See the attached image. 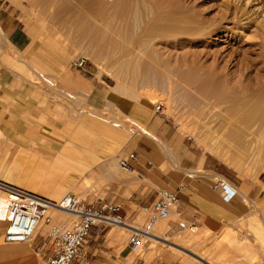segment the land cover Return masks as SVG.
I'll return each instance as SVG.
<instances>
[{"label": "crops", "instance_id": "1", "mask_svg": "<svg viewBox=\"0 0 264 264\" xmlns=\"http://www.w3.org/2000/svg\"><path fill=\"white\" fill-rule=\"evenodd\" d=\"M28 31L30 34L22 26L16 9L0 0V133L4 137L0 146V181L57 200L62 193L71 192V188L76 187L82 193L93 178L97 185L100 182V187L98 197L89 203L95 207L106 202L120 205L119 214L125 220L134 208L147 207L156 192L166 186L172 188L179 199L178 219L212 229L218 228L224 218L238 216L244 211L243 201L256 200L260 196L258 183L237 182L232 187L242 199L237 196L228 202L223 201L221 191L213 187L207 174L214 172V180L219 175L224 177L214 171V160L186 144L184 137H179L175 131L171 132V125L156 115L148 104L138 105L119 97L101 76L86 75L63 64H58L52 74L43 73L35 66L32 57L34 41L31 35H40L34 26ZM11 52L17 54L13 57ZM5 57L22 70V76L27 69L23 62L27 61V66L35 73L54 82L52 87L44 81H39L46 87L44 89L23 83L6 69ZM47 89L54 95L68 98V104L69 94L84 98L81 101L76 98L74 108L87 105L97 112L109 103L115 104L124 116L142 124L146 133L128 130L130 135L124 137L125 132L104 126L101 121H106L101 120L100 115L96 116L100 121L89 114L80 119L71 115L68 121H62L59 108L44 92ZM115 89L125 93L128 88L116 83ZM76 123L79 134L88 128L93 139L79 138L77 144L68 138L59 142L56 133L62 130L69 134ZM102 137L108 147L102 145ZM6 150L14 157L4 162L1 155ZM132 151L138 158L131 163V177L120 179V173L114 174L113 164ZM201 170L205 174H199ZM93 189L96 191L97 188L93 186ZM115 226L118 229L110 227L103 233L91 228L88 250L92 264H110L113 258L118 263L127 264V259L116 252L115 246L123 238L122 232L130 230ZM5 227L6 221L0 220V264H36V255L40 256L36 249L40 244L7 243L3 240Z\"/></svg>", "mask_w": 264, "mask_h": 264}, {"label": "rangeland", "instance_id": "2", "mask_svg": "<svg viewBox=\"0 0 264 264\" xmlns=\"http://www.w3.org/2000/svg\"><path fill=\"white\" fill-rule=\"evenodd\" d=\"M4 1L6 4H9L16 9V14L20 18L22 26L28 33V30L31 26L37 28L38 34L40 36L38 37L37 35H31L34 41L32 57L36 63L35 66L38 67L43 73L52 74L57 70L58 64H63L65 67L70 66L73 68V66H71V61L75 57H83L85 48L75 43H69L63 34L62 24H55L51 21L49 16V10L51 7H47L49 6L48 0ZM153 1L175 5L178 6V9L180 8L174 17L177 18L178 22L182 25V28L180 31H178L179 34L177 32L176 34L171 35L170 38L176 41L177 45L175 44L174 46H171V48L168 46V48L171 50V54L174 56L172 58H179V60L182 61L184 60L183 57L185 58L186 56L187 59H185L189 60V62H191L190 60L192 58V60L198 61L200 64H202V70L204 71L206 69L205 71H207L208 74H212L215 80L223 86H221V91L225 90L223 92L226 94L235 93L241 96L242 94L247 95V93L249 94L251 92H258L261 94V96H264V39L256 35L253 36L254 34H251L253 33L251 29L244 31L241 34L238 33L234 27V19L231 18L232 14L227 12L229 10H226L231 4L229 1ZM254 2H258L260 8L264 9V0H255ZM225 12L228 14L226 15ZM39 19H41V22ZM42 20H46V23L43 24ZM190 26H196V31L193 35H190L186 32V29L188 27L190 28ZM211 27H213L212 30ZM205 30L208 32L206 33ZM59 32L62 33L60 34ZM197 32L198 34H196ZM200 33L204 34L199 35ZM197 35L198 37H196ZM51 44L55 48H53ZM158 46L161 47L163 44L160 43ZM16 54L17 53L11 52L13 57ZM175 54L178 57H176ZM179 55L183 57H179ZM96 58H99L98 61H100V63L102 60L103 63V65L101 64V74H98L100 67H97L96 63L87 59L84 70H79L84 72L86 75H95L97 77L101 76L102 79L111 87L112 91L116 92L119 97L127 99L130 102L132 101L138 105L148 104L151 110H155V104L159 102L161 106L160 109L155 112V114L161 118H164L167 123L171 125V132L175 131L179 137H184L186 144H191L194 146V148L206 153L208 157L212 158L216 167L214 171L223 174V178L229 182L231 186L233 183L237 184V182H256L260 185L261 192L260 196L256 200L251 198L248 200L245 199L246 201H243L245 207L244 211L239 213L238 216H229L224 218L222 224L216 229L203 227V224L200 223H195L193 225L196 227L195 231H191L188 229L189 227L185 229H179L176 222L184 220L178 219L177 215L172 212L167 220H158L152 232L161 236L162 238L165 237L167 241H163V243L160 244L143 237L144 247L137 251H131L127 242L130 231H123V238L118 240V243L115 246L116 252L123 254L125 259H127V264H208L209 261L215 262V264H264L263 138L261 136L253 135L251 138L252 143L250 145H246L244 143L243 137L240 139H232L235 150L233 152L237 156L240 166L226 163V161L222 160L226 157V155H228L224 153L226 147L224 148L223 146L221 147L222 149L220 148V146H222L221 144L225 145L224 141H221L223 139L220 137L216 140V135L211 134V129L216 127L220 123V119L224 117L223 111H221V109L223 110V105H213V100L206 99V96L202 93H199L194 85L188 86V84L177 80L176 76H173L169 80H166V82L163 81L162 83H157L155 80L147 78H143L144 80L139 78L136 81H133L128 75V77H121L116 74V67L114 68V66H116L115 57L98 56ZM23 63L27 67V61ZM5 67L8 71H11L14 76L19 77L23 83L30 84L40 89L46 88L41 82H39L42 81L38 77L39 74L35 73L32 69H29L30 67H27L28 72L26 73V78L22 76V70H18L10 63V59H8V57H5ZM19 73L21 75H19ZM118 82L123 85L124 88H128L125 89V93L115 89V85ZM148 90L153 94H148ZM44 92L48 94V97H50L59 108V119L62 121H68V118L72 117L71 115L76 116L78 119H80L83 115L86 116L87 114L94 116L97 119L96 116L100 115L108 118L109 120L111 119L115 122L121 123V127L113 128L110 123L101 121V123L107 128H112L117 130V132H125L124 137L130 135V132L134 133L136 130L135 127L132 126L131 122L127 121V118L130 117L124 116L115 104L109 103L102 111L95 112L93 109H89L83 105H78L76 108H74V106L77 105L75 102L76 99H71L72 103L68 104V98L57 94L54 95L48 89ZM262 98L264 99V97ZM77 99L81 101L84 98L79 97ZM69 109L74 113H71ZM130 119L137 122L139 125H142L134 118ZM97 120L100 121L99 119ZM216 121L217 123L215 124ZM73 126H75V128L70 130L71 132L69 134L67 131L63 132L62 130H59L56 133L59 142H63L66 138H68L71 139L72 143L77 144L79 142V138L83 139L87 137L89 140L93 139V133H89L90 129L86 128L85 133L82 131V133L79 134L77 132L78 124L76 123ZM130 129L133 131H130ZM0 135L1 146V141L4 139V137L3 133H0ZM215 141L220 142L218 147L215 145ZM241 143L245 144V146H241ZM102 145L105 147L109 146L104 137H102ZM122 154H119V156ZM1 157L4 162L10 161L14 157V154H10V151L6 150L1 155ZM113 171L115 174L116 172L120 173V179L124 177H131L129 172H123L117 166L116 161L115 165L113 164ZM199 174H205V172L202 171L199 172ZM207 174L209 177H211V184H214L217 180H214L212 175L215 173L209 172ZM99 183L100 182H98L97 185L95 180L92 178L89 184H87L85 191L82 190L83 192L81 193V191L79 192L75 187L71 189V192L79 196L81 200H85V202H93L98 197V191L100 187ZM93 186L97 188L96 191H94ZM164 188L168 187L165 186ZM168 189L173 190L172 188ZM36 193L43 195L39 192ZM64 194L65 193H62V195ZM1 195L7 196L6 193H1ZM237 196L240 197L238 192L234 198ZM54 212L55 211L52 210V214ZM148 217L149 214L144 210V208H134L131 213L127 215L125 221L127 224H131L132 226L140 228L146 224ZM74 219L76 218L74 217L72 219L71 217L69 220H58L70 223ZM184 222L190 226L189 222ZM158 226L161 227L160 230H156V227ZM110 227H115L118 229V226L115 225L107 226L101 232H105V230ZM191 227L192 226H190V228ZM45 230L46 226H42L39 230V233H44ZM39 237L40 236L37 235L32 240V242L38 243L39 245L41 243V238ZM89 242L90 241L88 239L86 250L87 256L90 258L88 250ZM170 242H173V244ZM122 244L123 247L120 248ZM213 245L220 247L219 249L217 248V250H221L223 248L221 250L223 251V256H221L222 258L219 257V260L211 259L210 249L214 247ZM195 254L201 255L202 259H200ZM204 260L208 261L205 262ZM35 261L36 264H45L44 259L38 255H36ZM114 263L121 264L113 258L110 264Z\"/></svg>", "mask_w": 264, "mask_h": 264}, {"label": "bare ground", "instance_id": "3", "mask_svg": "<svg viewBox=\"0 0 264 264\" xmlns=\"http://www.w3.org/2000/svg\"><path fill=\"white\" fill-rule=\"evenodd\" d=\"M227 1H229L231 4L226 10H229L227 12L232 14L231 18L234 19V27L238 33L241 34L242 32L251 29L253 32L251 34H254L253 36L256 35L264 39V9L260 8L258 2H254L255 0ZM48 4L49 6L47 7H51L49 10L51 21L55 24H62L63 34L69 43H75L85 48L83 58L93 61L97 64V67H100L98 74L102 73L101 67L103 63L102 60L100 63V61H98L99 58L97 59L96 57L113 56L116 59V66H114V68L116 67L117 71H115L117 73H115L121 77L128 75L133 81H136L139 78H147L155 80L157 83H162L163 81L166 82V80L176 76L177 80L180 82H184L188 84V86L194 85L199 93H202L206 96V99L213 100V105H223V110L221 109V111H223L224 117L220 119V123L217 126L214 125L217 128L214 127L216 130L212 128L211 134L216 135V140L220 137L223 139L221 141H224L225 145L221 144L222 146H220V148L223 146L224 148L226 147L224 153L228 155L222 159L226 161V163L235 166L240 164L237 156L233 152L235 150L232 139H240L243 137L244 143L246 145H250L252 143L251 138L253 135H255L261 136L264 141V99L262 98L264 96H261V94L258 92H251L249 94L247 93V95L242 94L243 96H239L235 93L226 94L223 92L225 90L221 91L222 85L215 80L212 74H208L207 71H205L206 69L203 71L202 64H200L198 61L192 60L193 58L191 57V62H189V60H186V54L184 55L186 59L179 55V57H183L184 60L182 61L179 60V58H172L174 56L171 54V50L168 48V46L171 48V46L176 44V41L170 38L171 35L176 34L182 28V25L178 22L177 18L174 17V15H176L180 9H178V6L165 4L163 2L159 3L153 0H48ZM227 12H225L226 15L228 14ZM39 20L41 22V19ZM45 21L46 20H42L43 24L46 23ZM195 27H188L186 32L190 35H193L196 31ZM212 28L213 27H211V30ZM207 32L208 31H206V33ZM59 33L61 34L62 32ZM196 34H198V32ZM201 34L203 35L204 33H200L199 35ZM196 37H198V35ZM160 43H162L163 46H158ZM27 72L28 70L26 69V72H24L25 76ZM38 77L40 80L48 83L49 86L52 87L54 82L51 83V81H49L44 75H38ZM117 85L120 86L121 84L118 82ZM148 94L153 93L148 90ZM76 98L73 94H69V103H72L71 99L75 100ZM101 118V120L112 123V125L115 127L122 126L121 123L115 122L114 120H109L103 116H101ZM127 121L131 122L132 126H134L137 131L146 133L141 125H138L131 119H128ZM216 123L217 121L215 124ZM130 130L133 131L132 129ZM219 141L214 142L217 147L220 145L221 141ZM245 144L241 143V146H245ZM117 166L119 167L118 163ZM214 178L216 177L214 176ZM216 180L223 181L231 185L229 182L219 176H217ZM9 185L13 186L14 188L17 187L9 183L2 181L0 182L1 219H4L7 216L8 206L16 197V195L12 192L13 190L10 189L11 186ZM1 193H6L7 196L1 195ZM60 199H57L56 201H59ZM54 211L53 217L57 220H69L71 217L72 219L74 217L76 218L75 215L60 209ZM159 220L163 221V219ZM122 221L123 223L115 225L122 226V229L130 231L131 228L135 227L132 225H127L125 218ZM155 224L153 225V230ZM160 229L161 227H156V230ZM188 229L195 231L196 227L192 226ZM153 230L151 231V234L145 235L144 238H148L149 240L160 244L163 243V241H167L165 237L162 238L161 236L152 233ZM170 243L173 244V242ZM217 245H213L214 247L210 249L211 251L209 250L211 253V259L219 260L218 258H222L221 256H223V251H221L223 248L221 250H217V248H220ZM143 247L139 249H142ZM196 256L202 259L201 255L197 254ZM213 263L215 264V262H208V264Z\"/></svg>", "mask_w": 264, "mask_h": 264}, {"label": "built area", "instance_id": "4", "mask_svg": "<svg viewBox=\"0 0 264 264\" xmlns=\"http://www.w3.org/2000/svg\"><path fill=\"white\" fill-rule=\"evenodd\" d=\"M85 62V58L75 57L71 66L84 70ZM160 106L159 102L155 104V112ZM137 158V153L132 151L119 158L117 163L122 171L131 172V163ZM213 187H218L225 202L232 200L237 193L234 187L223 181H216ZM10 189L16 197L8 206L7 216L0 218L6 221L3 240L7 243H29L39 235L41 243L36 250L45 264H91L86 250L91 228L95 227L99 233L107 226L123 223L124 217L119 214L121 207L114 203L106 202L95 207L72 192L64 194L56 201L18 187L11 186ZM57 209L75 215L76 219L70 223L55 220L52 210ZM144 210L149 214L146 224L140 228H131L128 237L131 251H137L144 246L143 237L151 234L157 220H167L172 212L179 218V199L176 192L168 188L160 189ZM176 224L179 229L194 225L190 223L188 226L184 221ZM42 226H46V230L39 233Z\"/></svg>", "mask_w": 264, "mask_h": 264}]
</instances>
